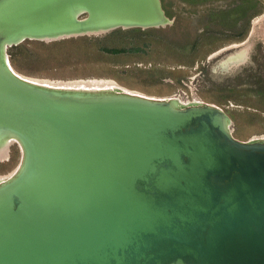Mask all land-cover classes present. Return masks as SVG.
<instances>
[{
  "label": "water",
  "instance_id": "95a60500",
  "mask_svg": "<svg viewBox=\"0 0 264 264\" xmlns=\"http://www.w3.org/2000/svg\"><path fill=\"white\" fill-rule=\"evenodd\" d=\"M264 1V0H263ZM161 0H0V264H264V140L212 104L57 88L8 48L170 24Z\"/></svg>",
  "mask_w": 264,
  "mask_h": 264
},
{
  "label": "rangeland",
  "instance_id": "374dc122",
  "mask_svg": "<svg viewBox=\"0 0 264 264\" xmlns=\"http://www.w3.org/2000/svg\"><path fill=\"white\" fill-rule=\"evenodd\" d=\"M161 2L171 21L164 27L25 40L8 48L9 61L19 73L41 80L103 78L152 97H197L228 114L235 138L264 136V20H258L264 1ZM249 40L254 45L246 64L231 72L219 69L234 50L216 52ZM9 150V160L0 158V175L21 162L19 146L14 143Z\"/></svg>",
  "mask_w": 264,
  "mask_h": 264
},
{
  "label": "bare ground",
  "instance_id": "6f19581e",
  "mask_svg": "<svg viewBox=\"0 0 264 264\" xmlns=\"http://www.w3.org/2000/svg\"><path fill=\"white\" fill-rule=\"evenodd\" d=\"M258 20L262 21L264 20V14L260 17H258ZM256 20L255 23L258 21ZM261 35L263 36L262 39H264V26L262 28V30L260 31ZM253 42L252 41H245L243 44H233L231 49L229 47H226L222 50L226 51V50H234V52L229 53L224 59H222L220 61V65H219V69H223L225 71H233V69H237L240 66L246 64L249 60H250V53L251 50L253 48ZM228 50V51H229ZM236 50V51H235ZM214 56V55H213ZM212 56V57H213ZM7 58L9 59L8 55ZM9 64L11 66V68L18 74H20L21 76H23L24 78L26 77L27 79L33 81V82H37L40 83L42 85L45 86H54L57 88H71V89H85V90H100V89H119V90H124V91H130L134 94H138V95H142V96H146L148 98H153V99H158V100H176L179 102V104H181V106H191V105H195V104H207L204 103L203 100H201L200 98L195 97L194 100H189L186 98H183L179 95H171V96H167L166 98H158V97H152V96H148L146 94L134 91V90H130L124 86H122L121 84H118L117 82L110 80V79H89V80H82V81H50V80H41V79H37V78H31V77H27L21 73H19L18 71H16L13 66L11 65L10 61ZM217 69V68H216ZM209 104V103H208ZM214 106H217L215 104H212ZM218 107V106H217ZM220 108V107H219ZM232 120L229 121V130L231 132V134L233 135V129H232ZM234 136V135H233ZM258 139H262L264 140V136L261 137H256V138H252L250 140H258ZM17 140L16 139H8L7 143H4L5 145H1L0 146V158L3 161H7L9 160L10 157V146L14 143H16ZM17 144V143H16ZM24 152V156L21 159V162L19 164V166H17L12 172L8 173V174H4V175H0V182H5L8 181L10 179L15 178L21 171H22V167H23V162H24V157H25V151ZM22 155V154H21Z\"/></svg>",
  "mask_w": 264,
  "mask_h": 264
},
{
  "label": "flooded vegetation",
  "instance_id": "af4514ba",
  "mask_svg": "<svg viewBox=\"0 0 264 264\" xmlns=\"http://www.w3.org/2000/svg\"><path fill=\"white\" fill-rule=\"evenodd\" d=\"M133 29H134V28H133ZM243 42H244V41H243ZM243 42H242V43H240V44H243ZM235 44H237V43H235ZM235 44H234V45H235ZM228 47L231 49L232 45H230V46H228ZM224 48H226V47H224ZM224 48H222L221 50H219L218 52H216L215 56H217V55H220V54L224 53L225 51H223V52H222V50H223ZM228 50H229V49H228ZM228 50H226V51H228ZM215 56H214V57H215Z\"/></svg>",
  "mask_w": 264,
  "mask_h": 264
},
{
  "label": "trees",
  "instance_id": "16d2710c",
  "mask_svg": "<svg viewBox=\"0 0 264 264\" xmlns=\"http://www.w3.org/2000/svg\"><path fill=\"white\" fill-rule=\"evenodd\" d=\"M254 5V4H253Z\"/></svg>",
  "mask_w": 264,
  "mask_h": 264
}]
</instances>
